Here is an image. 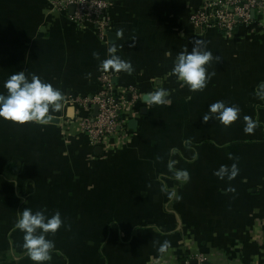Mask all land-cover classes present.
<instances>
[{"label":"crops","instance_id":"1","mask_svg":"<svg viewBox=\"0 0 264 264\" xmlns=\"http://www.w3.org/2000/svg\"><path fill=\"white\" fill-rule=\"evenodd\" d=\"M56 1L0 0V93L24 70L64 98L47 124L0 119V264H34L23 232L13 231L25 207L61 214L62 226L46 234L55 249L45 264H182L194 251L216 264H264V100L255 95L264 82V28L254 27L251 38L244 30L225 36L195 28L190 17L203 0H112V36L101 40ZM197 41L212 52L206 67L214 75L192 92L171 69ZM112 47L134 69L108 70L117 90L136 88L143 99L165 88L169 103L128 106L127 138L107 150L81 132L88 112L75 101L101 91L100 65ZM216 101L239 107L240 118L230 126L212 118ZM169 160L188 171L186 183L174 178ZM233 164L234 178L215 174ZM164 241L169 247L160 253Z\"/></svg>","mask_w":264,"mask_h":264},{"label":"clouds","instance_id":"2","mask_svg":"<svg viewBox=\"0 0 264 264\" xmlns=\"http://www.w3.org/2000/svg\"><path fill=\"white\" fill-rule=\"evenodd\" d=\"M115 47L109 48L108 58L101 61V68L104 71L112 70L114 72L131 73L134 69L131 62L121 59L115 55ZM94 55H96L94 53ZM214 59L212 52L206 50L202 42L197 41L193 44L191 51H181L174 60L172 73L177 80L181 82V86H187L192 92L202 91L211 80L214 73L209 72L207 65ZM217 61L220 56L215 57ZM3 88L6 90L0 93V119L9 121L15 124H26L35 122L39 124H47L50 109L59 111L63 106V94L58 87L52 83L43 80L37 74L26 75L24 70L11 74L3 83ZM255 95L264 100V82L257 85ZM168 90L159 88L154 92H150L145 96L146 103L167 104L169 103ZM240 108L235 105H228L224 101H216L209 105V113L216 114L214 119H219L224 126H230L233 122L240 118ZM210 119L208 115L203 117V121L207 122ZM246 122L245 132L253 130V121L250 117L244 116ZM185 147H191V140L184 141ZM171 154L175 155L178 151L172 148ZM198 153H194L192 159L195 160ZM176 161L169 160L168 169L173 172L174 178L177 181L186 183L189 179L187 170L175 169ZM238 169L236 164L231 166L229 170L222 165L215 173L220 178L225 175L229 179L237 175ZM166 188L167 186H163ZM163 190V189H162ZM175 193L173 192L172 195ZM178 198V197H177ZM63 224L59 211L51 216H46L45 211H33L29 207L19 211L18 218L13 225V231L20 230L23 232V245L28 258L34 264H45L51 261L52 250L55 249L54 241L47 239L46 234L55 233ZM169 247V242L164 241L160 245L158 251L165 253Z\"/></svg>","mask_w":264,"mask_h":264},{"label":"built area","instance_id":"3","mask_svg":"<svg viewBox=\"0 0 264 264\" xmlns=\"http://www.w3.org/2000/svg\"><path fill=\"white\" fill-rule=\"evenodd\" d=\"M55 6L59 12L66 14L73 6L74 12L69 18L79 28H92L101 40L106 38L112 28L113 22L108 14L112 0H59ZM190 21L200 30L214 29L225 36L244 30V36L251 38L254 27L264 28V0H203L201 6L192 13ZM100 82L102 89L99 93L75 101L88 112L79 127L92 146H107V150H112L127 138V121L123 119L122 113L128 106L138 111L143 99L136 88H129L125 92L117 90L108 71L102 72ZM95 107L98 108L97 115H94ZM183 264L216 263L208 254L194 251ZM219 264L237 263L227 261Z\"/></svg>","mask_w":264,"mask_h":264},{"label":"water","instance_id":"4","mask_svg":"<svg viewBox=\"0 0 264 264\" xmlns=\"http://www.w3.org/2000/svg\"><path fill=\"white\" fill-rule=\"evenodd\" d=\"M73 12H74V7L72 6V7H70V13L73 14ZM108 36L111 37L112 35L109 34ZM144 98H143V101L145 102V99ZM141 112H142V114H146L147 113V108H143L141 110ZM97 113H98V108L95 107L94 115H97ZM129 126H130V129L135 130L136 129V126H137V121L136 120L131 121L130 124H129ZM100 151H102L101 148H100ZM182 264H183V262H182Z\"/></svg>","mask_w":264,"mask_h":264}]
</instances>
